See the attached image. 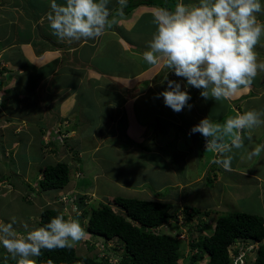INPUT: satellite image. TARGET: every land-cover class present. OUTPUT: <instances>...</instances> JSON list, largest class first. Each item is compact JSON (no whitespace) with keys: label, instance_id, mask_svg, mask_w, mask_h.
Here are the masks:
<instances>
[{"label":"rangeland","instance_id":"374dc122","mask_svg":"<svg viewBox=\"0 0 264 264\" xmlns=\"http://www.w3.org/2000/svg\"><path fill=\"white\" fill-rule=\"evenodd\" d=\"M58 1L59 0H56V2ZM62 2L65 3V0L60 1V3ZM117 2L118 0H114L113 2L109 1V10L113 7L112 4ZM14 3L19 4L17 0H14ZM50 3L51 0H45V4L48 5V7L41 21V27L49 26L47 13L50 11ZM143 10L142 7V9L131 13L133 16H136L138 12H140L139 17L135 20L137 23H135L134 28L143 29L146 25H151L153 28H156L153 23V14H142ZM15 15L16 12L13 10L4 11L2 16H0V23H2L3 26L9 24L8 20H12V17ZM4 27L6 28V26ZM263 46L264 44L259 47L261 48ZM255 50L260 51V49ZM263 60L264 59H262V61ZM99 64L105 65L104 68L108 69L117 67V63H108L107 60H101ZM64 75L66 76L63 78L62 74L60 79L69 82L76 83L79 78L78 75L75 77H70V74L66 73H64ZM260 76H264V72H259L255 79ZM179 78L183 90L188 91L190 95L196 93L194 92L195 87L187 85L183 77ZM31 80L33 79L31 78ZM153 88L157 89L156 97L146 96L144 99L145 101H139L141 104H135V108L132 109V112L135 110L136 114L134 115H136L135 120L137 124H139V120H143L145 131L147 134L149 133V136L153 139V144L150 145L140 142V145H137L136 143L132 144L130 136L127 135L128 131L126 127L131 129V126L128 124L130 116H128L127 111H118V121L111 122V119H114L112 117L114 112L106 105L107 99L105 94L98 89L97 93L94 92L95 95L92 98L88 95L89 93H87L88 87L84 85L76 87V95L77 97L79 96L80 99L75 110V120L79 117L80 113L78 114V111L80 107L84 106L89 113H92L97 106L98 113H96V115L92 113L93 117H96L95 122H100V120H102L101 122L104 126H107L108 123H113L112 127L107 131V137L113 136L114 144L118 145H112L108 138H106L105 143L109 144L110 148H107V144H105L98 149L97 153L99 157L102 160H108L104 161L106 165L104 169L110 171L106 176H101L100 172L96 174L98 176L97 178H100L98 179L100 183L99 192L98 189H95L93 186H79L80 178H84V182L92 180L87 177L89 175L88 172L79 175V173H75L74 171L73 173L71 169L74 167L73 157L74 149L76 150L75 147H77L76 143H85L86 140L82 138H88L89 134L96 131V128L92 125H83L78 129V132L76 129V133L71 129L70 132L66 134L68 136L67 139H62L61 141H59L62 137L61 134L55 133L54 130L44 132L42 136H39L40 138L38 135L35 137L15 136L14 138L0 135V221L8 223L11 222L12 217H16L17 222L14 228L19 234H25L24 232L26 230L29 231L34 229L31 225L34 223V220L37 219L36 216H39L40 210L47 206L55 207L61 204L66 215L69 216L68 218L78 219L82 222L81 224H83L86 221V216H81L80 214L79 216L76 215V210L80 211L77 207V199L74 200L72 198L71 201H67L71 199V196H68L71 190L73 193L83 195L86 209L107 202L114 210H118V212L121 213H123L122 209L111 202L112 196L120 195L143 199H163L177 206L170 210L171 216L167 220L169 224L170 222H176L178 220L179 226L175 225L180 232L182 231V234L178 236L180 240V264H191L189 258L190 252L195 251L190 247L191 239H195L202 234H208L212 230L214 221L218 215L231 211H246L263 215L264 199L258 196V194L264 191V184L260 183V187L258 188L257 184L251 186L248 183L237 185L234 182V178H231L230 181V178H227L226 175H222V167L220 165L211 163V160L215 158L216 154L206 149L205 139L199 142V140L202 139V135L199 133H191L190 130L193 125L199 123V121L204 118L202 114L207 116L210 115L212 119L209 117L207 118L213 123L223 124L227 118L235 116L237 113L242 114L248 110L264 111V102L260 100L255 106L251 105L249 108L239 107L238 109L228 104L226 102L227 99L222 98L218 101L211 97L205 99L199 93L194 97L196 99H194L193 105L188 101V104L191 105L190 108L186 107L181 112H174L167 106V111L164 112L162 107L165 104L162 95L159 94L167 88V81L160 80ZM32 89L33 88H31V90ZM41 95L39 99H36L38 96L32 97V95H28V99H26L25 96L23 97V103L30 102L25 114L31 115L39 112L44 118L43 123H46L45 120L53 121V119H51L53 116L46 110V105L50 101L49 97L51 95L48 96L42 93ZM109 95L114 96L117 94ZM204 101L207 103L206 107L204 106ZM146 102L149 103L145 104L143 107L142 104ZM21 104L22 102H20V105ZM247 106L248 104L246 107ZM196 112L200 115L198 116ZM183 113L185 115H183ZM159 117H161V119H159ZM69 120V125L71 127H73L75 123H79L77 120H74L73 115L69 116ZM179 121L185 122V126H175ZM58 123H55L52 129H55ZM45 127H47V123ZM4 130L5 128L3 131ZM116 131L119 132L120 135L115 134ZM110 133H113V135H110ZM76 136H78L80 140H76ZM245 136H247V132ZM251 136V141L245 138L244 149H233L231 153L233 156L232 163L237 167L251 168V170L260 174L261 178H264V153H262L260 157H254L252 159L247 158V152L251 150V147L264 144V126L252 129ZM13 139L17 142L15 147L11 146ZM40 139L42 140L40 145L44 146L43 153L38 148ZM122 139L128 142H124ZM25 140L27 141L25 142ZM50 140H54V143L49 142ZM194 155H202V157L196 159L195 162H192V164L195 163L194 167L168 170V175H166L167 166L172 164L175 167L183 164L189 165L192 160L190 158L194 159ZM161 156H163V158ZM165 160H169V163L167 164ZM56 161H65L70 164V173H68L70 180L68 184L61 190L39 189L36 185L39 168L45 164H52ZM157 163L164 169V175L161 171L156 170L157 167L153 165ZM121 167H123L122 170ZM209 168H212L211 170L215 172L216 177H210V181L206 180V175L211 171ZM17 169L18 171L22 170L21 172L24 173L19 172L16 174L15 171ZM176 170L177 173L174 174ZM92 171H95V168ZM126 171L129 173L127 174ZM115 172H122L120 178L128 179V183L130 184L125 185L122 181H114L113 178L115 177L113 173ZM111 174H113L112 178L102 179L109 178L108 176H111ZM222 176H225L226 184H223ZM144 179L147 181L142 183ZM76 181L78 183L77 186L75 184ZM222 185H226L223 186V190ZM262 195H264V192ZM22 196H26V198L24 199ZM60 197L65 198L67 202L59 199ZM27 198H29V201ZM185 203L194 208H199V210L210 209L211 212L208 215L202 214L200 216L202 221L200 222L196 216L188 217L187 214L184 213L183 206ZM172 228L173 226L170 224L167 231L173 230ZM90 235L92 236L90 237ZM103 240L104 238L101 235H93L86 231L85 237L75 244V251L77 254L83 255H91V253L95 254L97 252L99 257L114 254L116 256H113L116 259L122 255L123 249L114 239L106 241L105 244L109 245V249H103ZM93 243L94 247H89L91 246L90 244ZM250 256L252 257V255ZM5 258L12 257L7 250L0 245V260ZM34 258L35 257L32 259ZM205 258L206 255H204L201 262L199 261V263L196 262L194 264H204Z\"/></svg>","mask_w":264,"mask_h":264},{"label":"crops","instance_id":"0c3cea01","mask_svg":"<svg viewBox=\"0 0 264 264\" xmlns=\"http://www.w3.org/2000/svg\"><path fill=\"white\" fill-rule=\"evenodd\" d=\"M17 1L19 4L14 3V0H0V16L6 10L16 12L12 20H8L9 24L4 25L6 28L0 23V68L4 64L0 70V135L11 136L12 138L15 136L35 137L37 135L39 137L44 132L52 130V126L57 122H61L62 120L70 122L69 116L73 115L75 120V110L80 99L76 95V87L84 85L88 87L87 93L92 98L98 89L105 94L107 99L106 105L114 112L112 115L114 119H111V122L118 121V111L123 112L124 110L128 112V116H130L128 124L131 126V129L126 127V130L128 131L127 135L132 140V144L136 143L140 145L139 143L141 142L152 145L153 139L149 136V133H146L143 120H139L140 122L137 124L135 120L136 115H134L136 113L135 110L132 112V109L135 108V104H141L139 101H145L146 96L156 97L157 89L153 87L160 80L164 81L165 75H167L168 79L178 81L179 83L181 80L171 70L164 68L162 65H149L144 61L143 53L148 49L149 42L156 28L146 25L143 29H135V23H137L135 20L139 17L140 12L136 16H133L131 13L143 7L142 14H154L161 7L157 5H138L128 14L112 17L116 22L111 28L106 29L104 34L99 38L67 43L66 41L58 40L53 35L49 26L41 27V21L48 7L45 4V0ZM60 1L57 3L64 4L63 2L60 3ZM109 1L113 2L114 0ZM178 2L180 0H177ZM198 2L199 0H183L185 4H196ZM260 2L264 5L263 0H260ZM117 3L112 4L113 7L110 9V13ZM257 17L259 20L264 21V12L258 13ZM262 44H264V39L255 48L260 49V51L255 50L259 61L264 59V46L259 47ZM101 60H107L108 63H117V67L111 69L104 68L105 65L99 64ZM64 73L70 74V77L78 75L79 78L76 83L65 81L60 79L62 74L63 78L66 76ZM31 88L33 89L31 90ZM194 92L196 93L190 95V104L194 102V99H196L194 97L200 93V89L194 88ZM41 93L48 96L51 95L49 97L50 101L46 105V110L53 116L51 118L53 121L45 120L47 127H45L46 123H43L44 118L39 112L31 115L25 114L30 102L23 103L22 101L24 96L28 99V95H32V97L38 96L36 99H39L42 96ZM109 94L117 95L110 96ZM260 100L264 102V76L254 79L250 89L241 90L238 94L228 98L226 102L233 105L234 108L239 109V107L249 108L251 105L255 106ZM20 102H22L21 105ZM148 103H143L142 106L144 107ZM247 104L248 106L246 107ZM206 105L207 103L204 104L205 107ZM162 108L164 112L167 111L166 105ZM92 113L94 115L98 113L97 106ZM92 113H89L84 106L80 107L78 111L79 117L76 119L79 123H75L74 133H76V129L78 132V129L83 125H92L96 128V131L89 134L88 138H82L86 140L85 143H76L77 147H75L76 150L74 149L73 157L74 167L71 168L70 164L67 163L69 167L68 173H70V168L72 172L79 173V175L82 173L86 174V172L89 173L87 177L92 180L84 182V178H80L79 186H93L99 192L100 183L98 179L100 178H97L96 174L100 172L101 176H106L110 171L104 169V166H106L104 161L108 160H102L99 157L97 153L98 149L107 144L105 143L106 138H108L112 145H118L114 144L113 136L107 137V131L112 127L113 123H108L107 126H104L101 122L102 120L95 122L96 117H93ZM183 115L185 114L183 113ZM197 115L199 116L200 114L197 113ZM202 116L212 119L210 115L202 114ZM182 122H177L175 126H185L186 123ZM4 128L5 130L3 131ZM115 134L120 135L117 131ZM110 135H113V133H110ZM76 137V140H80L78 136ZM203 139L202 137L199 142H202ZM122 140L128 142L125 139ZM16 143V140L13 139L11 146L15 147ZM40 143H42L41 139L39 140L38 148L43 153L44 146H41ZM106 147L110 148L109 144ZM161 157L163 158V156ZM199 157H202V155H194V159L190 158L192 160L189 165L183 164L175 167L172 164L167 166L166 175H168V170L194 167L195 163L192 164V162H195ZM165 162L168 164L169 160H165ZM153 165L157 167L156 170L161 171L163 175L165 174L164 169L159 163ZM94 168L95 171H92ZM122 169L123 167H121ZM211 169L209 168V170ZM21 171L17 169L15 173H24ZM122 172L113 173L115 177L113 180L122 181L123 184L129 185L128 179L120 178ZM176 173L177 170L174 174ZM113 174L108 176L109 178L102 179H110L113 177ZM222 175H226L227 178H230V181L231 178H234V182L237 185L248 183L251 186L257 184L259 188L260 183L264 184V178H261V175L256 171L248 167L234 166V163L231 164L230 171L222 168ZM210 177L216 178L215 172L212 170L206 175V178ZM224 177L222 176L223 184H226ZM69 180L68 174L67 183L58 190L63 189ZM146 181L144 179L142 183ZM75 184L77 186V181ZM223 186L226 185H222V190ZM262 193L257 194L264 199ZM77 195L80 194L73 193L72 190L68 193V196H71L75 200L77 199ZM36 218L38 217L36 216ZM36 220L31 225L32 228L39 227L36 224ZM82 225H85V223ZM27 231L24 233L26 234Z\"/></svg>","mask_w":264,"mask_h":264},{"label":"clouds","instance_id":"9594fccd","mask_svg":"<svg viewBox=\"0 0 264 264\" xmlns=\"http://www.w3.org/2000/svg\"><path fill=\"white\" fill-rule=\"evenodd\" d=\"M108 3L109 0H65L64 4H58L51 0L47 20L53 35L67 43L99 38L116 22L109 19ZM118 4L122 15L127 0H118ZM261 12H264V5L260 0H199L196 4H185L180 0L174 10L159 8L153 14L156 31L143 59L149 65H162L177 77H183L187 85L200 89V95L205 99L231 98L241 90L250 89L258 73L264 72V61L258 60L255 51L264 39V21L257 17ZM163 79L167 81V88L159 95H162L164 104L174 112L190 108L189 92L167 75ZM260 126H264V111L248 110L227 118L223 124L202 118L190 131L201 134L206 149L216 154L211 163L230 171L233 149H244L245 138L251 141V130ZM71 129L74 130V126L62 120L52 130L61 134V141L67 139L66 134ZM262 153L264 144L254 145L247 152V158L260 157ZM61 209L66 215L64 208ZM79 214L81 212L76 210V215ZM16 222V217L8 223L0 221V245L12 258H19L18 264H36L32 258L39 257L42 250L71 249L86 235L84 225L78 219L60 214L26 234L17 232L14 228ZM180 234L182 231L176 237ZM238 242L240 240L236 239L229 244L228 264H246L245 248L233 253ZM250 244V247L258 246L257 241ZM103 245V249H109V245ZM113 255L100 257H108L112 262L116 256ZM248 256L251 261L253 253Z\"/></svg>","mask_w":264,"mask_h":264},{"label":"trees","instance_id":"16d2710c","mask_svg":"<svg viewBox=\"0 0 264 264\" xmlns=\"http://www.w3.org/2000/svg\"><path fill=\"white\" fill-rule=\"evenodd\" d=\"M176 3L177 0H127V7L123 8V14H128L142 4L174 10ZM119 8L117 3L109 19L121 15ZM68 172V163L65 161L45 164L39 168L36 185L42 190L59 189L67 183ZM206 180L211 179L206 178ZM22 197L26 198V196ZM27 200L29 201V198ZM111 202L122 209L123 213L114 210L108 203L86 209L83 195H77L80 215L87 217V222L83 227L93 235H101L104 238V244L107 240L114 239L123 249L117 261L109 262L108 257H98L94 253L91 255L77 254L75 247H72L53 251L42 250V254L34 258L36 264H180V240L176 237L180 232L177 229L178 220L170 222L175 233L167 231L170 225L167 220L171 216L170 210L177 206L163 199L124 196H113ZM183 211L188 217L196 216L200 222L202 214L208 215L211 212L210 209L199 210L186 203ZM57 214L67 218L61 209V204L55 207H44L39 212L36 223L42 227ZM236 239H239L241 243L233 250L234 254L237 250L245 248L246 264L249 262V264H264V216L246 211L220 214L216 217L213 228L208 234L192 238L190 247L195 251L190 252L191 264L201 262L204 255H206L204 264H228L230 262L228 247ZM254 241L258 242L256 248L249 246ZM90 245L89 247H94V243ZM250 253H253L251 261L248 256ZM0 264H18V258H5L0 260Z\"/></svg>","mask_w":264,"mask_h":264},{"label":"built area","instance_id":"2783aa9c","mask_svg":"<svg viewBox=\"0 0 264 264\" xmlns=\"http://www.w3.org/2000/svg\"><path fill=\"white\" fill-rule=\"evenodd\" d=\"M65 201V198H62ZM241 242H238L237 244L239 245ZM241 250V249H240ZM242 252L239 254V256L241 257ZM240 262H242V260H240Z\"/></svg>","mask_w":264,"mask_h":264},{"label":"bare ground","instance_id":"6f19581e","mask_svg":"<svg viewBox=\"0 0 264 264\" xmlns=\"http://www.w3.org/2000/svg\"><path fill=\"white\" fill-rule=\"evenodd\" d=\"M115 261H117V259H116V258L113 260V262H115Z\"/></svg>","mask_w":264,"mask_h":264}]
</instances>
